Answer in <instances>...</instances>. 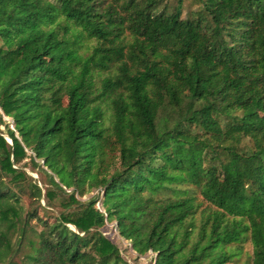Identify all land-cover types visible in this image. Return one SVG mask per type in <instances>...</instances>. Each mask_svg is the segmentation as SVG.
I'll return each mask as SVG.
<instances>
[{
    "label": "trees",
    "instance_id": "trees-1",
    "mask_svg": "<svg viewBox=\"0 0 264 264\" xmlns=\"http://www.w3.org/2000/svg\"><path fill=\"white\" fill-rule=\"evenodd\" d=\"M185 1L0 0V264H264V0Z\"/></svg>",
    "mask_w": 264,
    "mask_h": 264
},
{
    "label": "rangeland",
    "instance_id": "rangeland-1",
    "mask_svg": "<svg viewBox=\"0 0 264 264\" xmlns=\"http://www.w3.org/2000/svg\"><path fill=\"white\" fill-rule=\"evenodd\" d=\"M198 8V5L195 0H186L185 1V14L190 11H194ZM2 45L1 39H0V46ZM14 128L13 124L11 125V128ZM0 132H5L4 128L0 126ZM10 142V141H9ZM28 173L32 175L36 179H41V177L36 174V170L31 166L29 169H27ZM102 194V193H101ZM89 197V196H88ZM87 197V198H88ZM102 197L100 202L98 203L97 207L103 211L104 209L102 208ZM24 204L28 206V201L25 200ZM207 204H205L206 206ZM113 227V228H111ZM111 228V229H110ZM113 229V230H112ZM104 235L111 238L112 240L117 237L118 242L117 245L120 249V252L122 254V257L129 263V264H155L153 254L150 253L146 256H138L137 253L133 250V246L131 242L120 238L119 233L117 232V224L116 222L109 223L107 228L102 230ZM114 231L112 234L111 232ZM253 249L252 245L250 243H246L244 245V250L242 251L241 256L239 259L232 264H247L250 262V258L252 256Z\"/></svg>",
    "mask_w": 264,
    "mask_h": 264
},
{
    "label": "built area",
    "instance_id": "built-area-1",
    "mask_svg": "<svg viewBox=\"0 0 264 264\" xmlns=\"http://www.w3.org/2000/svg\"><path fill=\"white\" fill-rule=\"evenodd\" d=\"M99 209H100V207H99ZM101 210V209H100ZM102 211V210H101ZM102 212H104V210L102 211Z\"/></svg>",
    "mask_w": 264,
    "mask_h": 264
},
{
    "label": "water",
    "instance_id": "water-1",
    "mask_svg": "<svg viewBox=\"0 0 264 264\" xmlns=\"http://www.w3.org/2000/svg\"><path fill=\"white\" fill-rule=\"evenodd\" d=\"M12 129H14L13 127H12ZM9 141V140H8ZM9 143H11V142H9ZM74 229V228H73Z\"/></svg>",
    "mask_w": 264,
    "mask_h": 264
},
{
    "label": "bare ground",
    "instance_id": "bare-ground-1",
    "mask_svg": "<svg viewBox=\"0 0 264 264\" xmlns=\"http://www.w3.org/2000/svg\"><path fill=\"white\" fill-rule=\"evenodd\" d=\"M73 228V227H72Z\"/></svg>",
    "mask_w": 264,
    "mask_h": 264
}]
</instances>
